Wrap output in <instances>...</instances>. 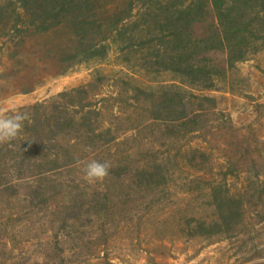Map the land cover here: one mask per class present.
<instances>
[{
	"label": "rangeland",
	"instance_id": "1",
	"mask_svg": "<svg viewBox=\"0 0 264 264\" xmlns=\"http://www.w3.org/2000/svg\"><path fill=\"white\" fill-rule=\"evenodd\" d=\"M0 107V264H264V0H0Z\"/></svg>",
	"mask_w": 264,
	"mask_h": 264
},
{
	"label": "clouds",
	"instance_id": "2",
	"mask_svg": "<svg viewBox=\"0 0 264 264\" xmlns=\"http://www.w3.org/2000/svg\"><path fill=\"white\" fill-rule=\"evenodd\" d=\"M15 97H8L7 100H14ZM28 114L13 109L9 114L5 108L0 107V144L14 141L23 130L24 122ZM111 164L108 161L89 160L84 164V178L89 183L103 182L109 176Z\"/></svg>",
	"mask_w": 264,
	"mask_h": 264
},
{
	"label": "trees",
	"instance_id": "3",
	"mask_svg": "<svg viewBox=\"0 0 264 264\" xmlns=\"http://www.w3.org/2000/svg\"><path fill=\"white\" fill-rule=\"evenodd\" d=\"M74 101H73V99H72V103H73Z\"/></svg>",
	"mask_w": 264,
	"mask_h": 264
}]
</instances>
